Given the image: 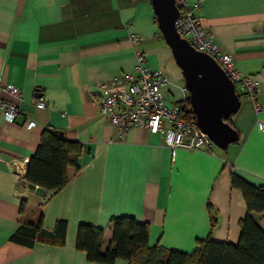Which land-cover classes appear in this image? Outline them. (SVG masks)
<instances>
[{"label":"crops","instance_id":"1","mask_svg":"<svg viewBox=\"0 0 264 264\" xmlns=\"http://www.w3.org/2000/svg\"><path fill=\"white\" fill-rule=\"evenodd\" d=\"M195 13L218 47L259 81L262 111L240 96L231 117L239 141L226 151L213 145L172 153L160 136L140 128L119 138L99 113L97 85L132 72L138 53L146 68L169 77L166 101L182 100V71L161 36L151 0H0V84L19 91L18 97L1 90L0 98L22 110L12 122L0 113V264H99L76 249L77 226L101 228L105 252L117 216L147 223L149 246L191 253L208 236L238 242L246 206L230 174L264 187V0H204ZM130 34L142 41L134 45ZM38 99L44 108L35 107ZM26 120L34 125L25 127ZM45 128L60 130L82 149L65 185L39 197L25 185L19 189L17 178L25 177ZM22 198L42 205L44 230L66 222L63 246L10 242ZM250 216L264 231V211Z\"/></svg>","mask_w":264,"mask_h":264},{"label":"trees","instance_id":"2","mask_svg":"<svg viewBox=\"0 0 264 264\" xmlns=\"http://www.w3.org/2000/svg\"><path fill=\"white\" fill-rule=\"evenodd\" d=\"M178 104L184 116L195 121L189 99L178 101ZM232 116L225 120L234 127ZM81 149L79 143L66 140L60 130L43 129L27 163V182L51 192L60 190L67 181L68 168L77 169ZM230 183L241 191L246 206V214L239 221L236 244L216 242L208 236L197 240V248L191 253L170 250L158 244L149 246L147 223L137 222L129 216H117L111 219L112 242L105 252H101L102 229L85 223L77 226L75 247L85 253L88 261L99 264H112L115 259H124L128 264H264V231L250 216L251 211H264V187L253 186L233 173L230 174ZM43 218L41 204L22 198L18 209L19 227L10 236V242L27 248L36 242L63 246L66 222L56 221L54 230L48 232L42 227Z\"/></svg>","mask_w":264,"mask_h":264},{"label":"built area","instance_id":"3","mask_svg":"<svg viewBox=\"0 0 264 264\" xmlns=\"http://www.w3.org/2000/svg\"><path fill=\"white\" fill-rule=\"evenodd\" d=\"M203 1L194 0L189 3L188 0H175L179 10L175 21L178 32L195 49L211 56L235 84L236 91L249 99L255 111L260 113L262 106L258 101L259 81L238 68L232 56L218 47L213 36L200 23L195 11ZM130 41L137 45L142 41V36L130 34ZM169 84V77L161 70L146 68L143 54L138 53L132 72L123 73L97 85L100 90L97 100L99 113L108 117L110 125L116 129L119 138L134 128H140L160 136L163 144L172 153L178 148L210 150L213 143L205 133L199 130L195 121L184 116L178 102L166 101L163 90ZM1 90L19 97V91L14 86L0 84ZM181 90L182 100H186L187 90L184 86ZM34 105L37 108L45 107L42 99L36 100ZM0 113L8 122H12L22 113V110L18 104L0 98ZM33 125L34 123L29 120L24 123L27 128ZM229 170L232 169L229 168ZM17 179L20 183L18 188L22 189L27 183L26 178L18 176Z\"/></svg>","mask_w":264,"mask_h":264},{"label":"water","instance_id":"4","mask_svg":"<svg viewBox=\"0 0 264 264\" xmlns=\"http://www.w3.org/2000/svg\"><path fill=\"white\" fill-rule=\"evenodd\" d=\"M158 29L181 69L195 123L214 146L225 150L239 140L238 131L225 119L240 108L235 84L207 53L195 49L178 32L175 21L179 10L175 0H151ZM25 188L43 197L46 189L27 182Z\"/></svg>","mask_w":264,"mask_h":264},{"label":"rangeland","instance_id":"5","mask_svg":"<svg viewBox=\"0 0 264 264\" xmlns=\"http://www.w3.org/2000/svg\"><path fill=\"white\" fill-rule=\"evenodd\" d=\"M216 147V146H215ZM217 148V147H216Z\"/></svg>","mask_w":264,"mask_h":264}]
</instances>
